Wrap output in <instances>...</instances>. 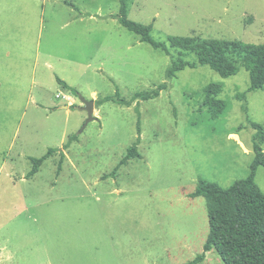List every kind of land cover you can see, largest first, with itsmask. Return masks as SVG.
Returning a JSON list of instances; mask_svg holds the SVG:
<instances>
[{
	"label": "rangeland",
	"instance_id": "rangeland-1",
	"mask_svg": "<svg viewBox=\"0 0 264 264\" xmlns=\"http://www.w3.org/2000/svg\"><path fill=\"white\" fill-rule=\"evenodd\" d=\"M118 8L119 0H0V264H182L209 230L205 199L190 196L199 181L227 188L249 173L264 88L249 90L242 66L229 77L198 65L166 78L169 57L113 18ZM127 19L151 22L158 42H264V0H127ZM57 78L87 99L166 88L140 100L139 116L136 101H107L85 124L78 96ZM210 83L225 102L217 117L204 105ZM138 118L140 157L119 164ZM70 135L59 172L56 152L25 178L31 157ZM255 182L264 194L263 166ZM198 264L224 263L210 250Z\"/></svg>",
	"mask_w": 264,
	"mask_h": 264
},
{
	"label": "trees",
	"instance_id": "trees-1",
	"mask_svg": "<svg viewBox=\"0 0 264 264\" xmlns=\"http://www.w3.org/2000/svg\"><path fill=\"white\" fill-rule=\"evenodd\" d=\"M77 9L74 4H69ZM129 31L140 35V40L148 42L153 48L162 50L170 59V65L165 71L166 78H172L176 72L185 67L194 68L206 65L222 77L235 75L242 66L249 75V90L264 88V42L258 44L246 43L238 39L202 38L198 36L169 35L167 42H158L150 37L152 23H141L127 19V0H119L118 12L111 15ZM193 53L197 60L185 61L184 56ZM58 83L71 93L78 95L79 91L57 78ZM166 88L161 83L151 91L142 90L133 93L126 99L117 88L114 94L98 97L94 100L97 108L107 101L119 105L131 106L136 101L135 109L140 115L139 102L155 98L160 90ZM221 91L220 84L210 83L204 88V105L211 116L217 117L224 110L225 102L216 98ZM140 118V117H139ZM137 120V137L127 147L126 154L119 164H125L130 158H139L138 144L140 142V125ZM259 129L253 142V159L249 173L245 178L234 181L229 187L223 188L215 182L199 181L191 197L202 196L205 199L208 216V234L202 246V251L191 260L182 264H198L204 260L206 252L215 250L224 264H264V194L255 182L256 170L264 167V151L261 147L264 141L262 126L252 123ZM76 137L70 135L61 146L48 148L40 157H31L30 170L25 178L36 174L42 163L54 153H59L57 172L60 171L65 158L64 151ZM116 167L112 170L114 174Z\"/></svg>",
	"mask_w": 264,
	"mask_h": 264
},
{
	"label": "water",
	"instance_id": "water-1",
	"mask_svg": "<svg viewBox=\"0 0 264 264\" xmlns=\"http://www.w3.org/2000/svg\"><path fill=\"white\" fill-rule=\"evenodd\" d=\"M78 98L81 102V106L78 107L80 110H84L87 112V119L85 121V124L87 122L94 119L93 111H94V99H87L85 98L81 93H78Z\"/></svg>",
	"mask_w": 264,
	"mask_h": 264
},
{
	"label": "crops",
	"instance_id": "crops-1",
	"mask_svg": "<svg viewBox=\"0 0 264 264\" xmlns=\"http://www.w3.org/2000/svg\"><path fill=\"white\" fill-rule=\"evenodd\" d=\"M77 10V9H76ZM75 18H79V19H82V15L80 14L79 16H77V17H75ZM69 85V84H68ZM93 93V95L91 96V98L90 99H95V96H96V94L94 93V92H92ZM72 102H73V100H72ZM71 102V103H72ZM96 111H95V107H94V111H93V115H94V113H95ZM64 154H65V156H66V153L64 152Z\"/></svg>",
	"mask_w": 264,
	"mask_h": 264
}]
</instances>
